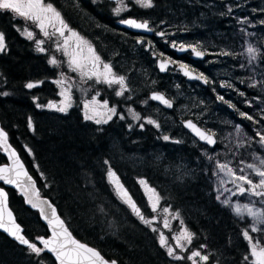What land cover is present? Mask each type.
<instances>
[{"label": "trees", "instance_id": "16d2710c", "mask_svg": "<svg viewBox=\"0 0 264 264\" xmlns=\"http://www.w3.org/2000/svg\"><path fill=\"white\" fill-rule=\"evenodd\" d=\"M47 1L66 18L71 19L68 13L74 12L79 13L80 21L90 22L88 27L94 31L88 34L92 39L103 41L106 35L104 28L120 32L112 23V7L107 0ZM152 5L145 10L134 7L133 12L138 14V18L154 21L160 26L188 27L191 29L188 34L194 36L190 45L203 47L209 43L218 52L235 40L231 30L234 19L225 12L220 1L152 0ZM0 32L4 34L6 44V50L0 55V125L34 177L41 194L56 206L78 240L118 264H191L187 256L192 251L209 257L204 264H246L244 257L249 254L250 245L243 236L245 224L236 221L228 210L220 207L212 195L204 191L205 176L199 164H194L191 159L196 154L191 145L194 139L182 128L180 121L183 118L179 114L175 122L168 120L169 113L166 117L160 115L154 119L159 127L143 121L142 129L138 126L127 129L125 123L118 120L101 126L84 122L73 109L65 115L39 109L33 102L34 98L40 104L55 98L53 84L49 82L55 76L54 71L46 64L45 58L33 50L31 43L15 30L13 22L5 14H0ZM114 35L116 37L117 33ZM233 50L234 43L229 52ZM28 83L37 86L29 89L26 87ZM180 83L188 85L182 79ZM192 86V93L183 98L176 95V102L196 112L204 102H209L204 96L211 100L216 94L210 92L207 85L205 90V86L197 82ZM222 93L225 99L229 98L225 96L227 92ZM230 105L237 110L241 107L238 100ZM139 109L144 116L149 110ZM193 117L191 111L184 116L186 119ZM165 135L170 139L164 140ZM124 148L160 159L164 157L165 170L174 168L176 164V167L191 164L192 175L177 178L171 170H161L158 176L162 178H158L149 172L131 170L134 178H139L133 188L124 181L122 170L114 162V152ZM3 163H6V158L0 149V164ZM109 169L122 177V183L145 217L150 220L157 218L155 223H151L156 228L143 223L131 207L119 199L107 181ZM140 180L146 181L159 194L155 212L149 203L150 193L146 194V189L138 182ZM5 189L9 206L22 226L23 234L30 242L43 248L36 239L46 237L48 230L38 212L28 208L15 190ZM162 219L167 221V226ZM180 228H186L193 234L191 243L183 250L176 247L172 238V232ZM161 233L183 259H174L168 255L166 247H161ZM0 264L56 262L45 250L37 256L28 247L17 244L0 232Z\"/></svg>", "mask_w": 264, "mask_h": 264}, {"label": "rangeland", "instance_id": "374dc122", "mask_svg": "<svg viewBox=\"0 0 264 264\" xmlns=\"http://www.w3.org/2000/svg\"><path fill=\"white\" fill-rule=\"evenodd\" d=\"M93 2H99L101 0H92ZM215 2L220 1L222 3L223 9L225 12L229 14L233 19L234 27H232V31L234 32L235 40L234 50L229 52V49L233 43L227 44L226 47L222 48L218 52L213 49L211 50V54L214 59L211 60V63L217 64V66L212 67V72L214 76V81L219 84H230L231 87H222L221 85L216 88H211L210 92H213L215 95L214 98L210 100L208 96L206 99L209 102H204V106L202 108L197 109L196 112L192 110H188V107L181 106L180 103L177 106V114L180 117L184 118L187 112L191 111V115L201 126H203L208 132L214 134L217 137V143L214 147H209L207 145H201L197 141L192 142V147L195 150V155L191 157L194 164H199V167L202 171L203 176H205V188L207 193L212 195L215 202L222 208H225L229 211L230 215L241 223L245 224L246 229L249 231V234L255 238V240L264 241V231L259 232H251V226L255 223L254 218L247 214L246 209H244V205H248L249 208H252L253 211L261 213L264 216V198L251 196V195H233L232 192L235 191V186L229 181L232 177L226 175L224 172H220L217 169V163H227L229 167L233 168L239 174L240 168H245V171L252 176L254 181H257L259 177L255 176L251 169H247V164H255L258 167L264 168V165H260L259 159L256 157L264 158V147H262L257 141L259 137L256 135L257 131H261L264 134V24L261 21H264V0H213ZM124 2L128 5L127 10L120 12L119 14H114V9L117 8L118 3L115 2V6L113 5V15L114 16H122L125 12H127L132 7H137L139 10H145L147 8L140 7L138 4L134 2V0H124ZM151 8V7H150ZM134 9V8H133ZM231 9V11H229ZM255 9V11H253ZM1 10V9H0ZM17 15V14H16ZM18 16V15H17ZM23 18V17H22ZM241 21H246L245 23H241ZM206 24L203 23V25ZM172 25H165L160 27H165L170 36L171 34L175 35V41L178 44L190 45L189 42H192L193 34H188L191 32V29H187L186 26H182L181 29H177L174 27H170ZM178 27V26H177ZM18 32L24 38H27L25 34V29L19 27ZM183 28V29H182ZM205 28H203L204 30ZM184 31V34L183 31ZM105 39L101 43L104 46L107 42L111 41L114 38V33L111 29H104ZM119 35H116L118 38ZM101 38V37H100ZM99 39V38H98ZM35 43V42H34ZM37 45V44H36ZM251 45L252 47L258 49L257 59L251 61L249 54L247 53V48ZM38 46V45H37ZM39 47H43L39 45ZM115 47V45H114ZM38 47H34V51L40 52L37 50ZM198 48L203 50V47L200 45ZM133 51V49L131 48ZM137 54V51L134 50ZM222 52H227L229 55H222ZM112 55H116L114 51L107 52ZM55 56H50L51 58H55ZM129 61H132L133 66V74L130 75V71H128V84L129 93L128 104L126 105L124 112V104L123 108L119 106L111 105L109 100L104 98L100 99L99 97L102 95L100 91L92 90L89 87H85L83 79L80 80V83L77 85L76 83H70V88L75 87L80 95V97L85 98L89 91H91L92 99L95 101L90 103L84 101L82 107V115L85 117L87 113L90 116H93L92 122L96 125H104L106 123L97 124L95 122L96 119L107 120L108 115H111L112 118L107 120H114L113 117L122 120L120 122H124L127 129H132L134 126H138L142 129L141 125L143 121H147L149 119L154 120L158 115L155 113H148L143 116L138 108L131 105V101L133 99L137 100V103L141 105L146 102V100L138 101L136 98L138 96V92L133 90V85L137 81V68L135 65V61H138L139 55H129ZM56 59V58H55ZM57 60V59H56ZM58 61V60H57ZM58 64V63H57ZM56 64V65H57ZM52 66H55L51 64ZM244 65V67H241ZM200 72V71H199ZM116 74V73H115ZM118 74V73H117ZM120 75V74H119ZM148 74H145V78ZM124 76V75H123ZM231 78V79H227ZM175 89L177 91L178 97H185L189 93H192L193 87L184 86L180 83L178 78L175 79ZM150 86L154 85V82H149ZM255 84V87L251 85ZM105 85V84H103ZM114 86V96L113 102L115 99L120 98V96L116 95V91L120 90V86L118 84H113ZM109 86V85H108ZM112 87V86H109ZM147 87V83L143 84V88ZM223 91L227 92L229 98L225 99L223 96ZM243 93L244 95H240ZM56 95L57 98H49V102L47 104L40 105L38 107L36 98L33 99V102L36 104V107L42 110L48 109V105L51 102L56 105V108L62 106V101H64V97L61 95V89L59 88ZM219 97H223V100L218 99ZM217 98V99H216ZM97 99V101H96ZM150 99V98H149ZM239 101L241 107L235 109L233 106H230V103L233 101ZM107 101V107H104V103ZM151 101V100H150ZM71 104V107L74 105L75 100L68 101ZM93 105L92 109H86L85 104ZM185 104V103H183ZM148 104L143 105L144 109L148 108ZM243 105V106H242ZM69 107L67 111L71 108ZM115 108L116 114H112L108 112L109 108ZM242 107H245L242 108ZM56 108H54L56 110ZM129 109L132 111L130 112ZM57 111V110H56ZM60 112V113H67ZM155 112L157 109L155 108ZM187 111L185 114L183 112ZM133 112L139 114L140 119H134ZM246 113L253 117V120L258 121V123H253V120H249L244 116H241L240 113ZM151 114V115H150ZM121 116L124 118L121 119ZM153 116V117H152ZM163 116V115H162ZM174 117V116H173ZM169 121H172L171 118L168 117ZM114 121H117L116 119ZM236 126H239L241 132H237ZM135 150H129L128 148H124L121 151H115L114 153V162L119 165V168L122 170V177L124 181L130 183V185L134 188L135 184H138L136 180L138 177L134 178L131 170H136L139 173L149 172L152 177L158 176L159 171L168 172L172 171L174 175L178 178L184 177L191 173L192 175V167L189 165H179V167L175 165L174 168L168 170L163 169L166 163L163 162V158L161 159L157 156H148L142 152H138ZM211 157V159H209ZM164 164V165H163ZM166 166V165H165ZM157 168V169H156ZM109 172V171H108ZM112 172H114L112 170ZM159 172V173H158ZM214 173H216L214 175ZM116 175V174H115ZM172 175V174H171ZM118 176V175H117ZM189 176V175H188ZM119 177V176H118ZM121 176L119 180L121 181ZM162 178V176H158V178ZM107 181L112 186V181L110 180L107 174ZM183 181V180H181ZM223 181V182H222ZM122 182V181H121ZM247 187V185H245ZM113 188V187H112ZM151 195V194H150ZM219 196V199L217 197ZM120 199V198H119ZM154 199V198H153ZM121 200V199H120ZM122 201V200H121ZM228 201L227 204L224 202ZM123 202V201H122ZM126 204V203H125ZM127 205V204H126ZM128 206V205H127ZM129 207V206H128ZM240 208V215H237L236 208ZM134 213V212H133ZM135 215V214H134ZM165 222V219H162ZM157 218L152 219V223L156 222ZM257 227H264V225H256ZM156 228L155 226H151ZM183 229L180 228L179 231L172 232L173 237H180L182 235ZM38 239V238H37ZM36 239V241H37ZM173 243L176 244V239H173ZM180 243L184 246V248L189 244L186 240L180 239ZM38 246V245H37ZM40 247V246H38ZM174 249L173 246H171ZM183 248V249H184ZM180 249V248H179ZM176 255H179L176 253ZM180 256V255H179ZM189 256V255H188ZM197 264H204L205 261H201L199 257L194 258ZM191 264L192 261L188 260Z\"/></svg>", "mask_w": 264, "mask_h": 264}, {"label": "snow or ice", "instance_id": "6c2138e0", "mask_svg": "<svg viewBox=\"0 0 264 264\" xmlns=\"http://www.w3.org/2000/svg\"><path fill=\"white\" fill-rule=\"evenodd\" d=\"M134 2L140 7L144 8H150L153 6L152 0H134ZM117 3L118 6L116 9H114V14H119L120 12L127 10L128 5L124 2V0H117ZM0 9L11 10L15 12L19 17H23L26 20H31L41 30L45 37H49L50 35H54L57 33L61 37H65V30H67L69 32V36L65 37L63 45H58L57 48L59 50L60 47H63L64 55L69 57L68 64L71 71L78 72L82 78H95L97 83H105L109 86L113 84H118L120 86V90L116 91L117 96L123 95L124 92L128 90L125 84L126 78L124 76L116 75L112 70L111 64L102 61L101 57L96 53L95 49L92 48L89 42L84 40L82 37L79 36L78 33L69 28V26L65 23L64 19L61 17L60 12L57 11L53 4L46 2V0H0ZM229 11H231V9H229ZM253 11H255V9ZM120 22L136 29L152 31V29L149 28V24L147 21L137 22L135 19H122ZM245 22L246 21H241V23ZM261 23L264 24V21H261ZM49 27H52L54 30L51 34L47 31ZM24 31L27 38L33 39V32L28 31L27 29H25ZM157 35L164 36L165 33L160 32L157 33ZM72 38H75L76 40V49L78 51L74 50L72 52H69L68 50L69 40ZM35 43L38 45V51H45L44 48L39 47V45L43 44L44 41L35 40ZM81 45L87 46V50L89 53L88 56L85 57L80 55V53L83 51ZM172 46L174 48H177L178 51H186L190 48L191 52L197 57H203L205 54L203 51L198 50V45H177L176 42L173 41ZM5 50V36L2 32H0V52H3ZM258 51V49L249 45V47L247 48V53L251 58L250 62L257 59ZM221 54L229 55V53L227 52H222ZM49 63L56 65L58 61L55 58H51L49 60ZM169 63H175V61H171L167 58L161 60L159 63L160 70L165 71ZM241 67H244V65H241ZM180 68L184 71V75L188 76L190 79H203L204 82H207V78L204 77L202 74L193 75L190 71H188L187 65L180 64ZM56 83L63 85L65 81L63 78H61L59 81H56ZM36 86L37 84L34 83H28L26 85V87L29 89L34 88ZM221 86L231 87L230 84H222ZM251 86L255 87V84H252ZM3 95H7V93H3ZM61 95L65 96L64 101H62V106L56 108V105L50 102L48 107L56 108V110L60 112H66L67 109L71 107V104L68 102L70 100V97L67 96L65 92H62ZM240 95L244 94L240 93ZM151 99L158 100L168 107L172 106L171 102L167 100L162 94L154 93L151 96ZM218 99L223 100V97L218 96ZM93 102L95 101L93 100ZM37 106L40 107V105ZM88 107L89 105L85 104V108L87 109ZM104 107H107V101H105ZM129 111L131 112L132 110L129 109ZM108 112L116 114V109L114 107L109 108ZM240 115L246 117L249 120H253V117L247 115L246 113L241 112ZM133 117L137 120L140 119L139 114L134 112ZM84 118L86 120H90L93 119V116H90L86 113ZM111 118L112 116L108 115L107 120H110ZM123 118L124 117L121 116V119ZM107 120L102 121L101 119H96L95 122L97 124H100L102 122L107 123ZM147 123L154 124L156 127H159V125L151 119L147 120ZM253 123H258V121L253 120ZM185 126L190 128L201 140L206 141L208 144L211 145L216 143V141L213 139L214 134H208L207 132L202 131L192 121H186ZM29 127H32L31 119H29ZM141 127H143V125H141ZM236 130L238 133L241 132L239 126H236ZM256 135L259 137V140L257 142L262 147H264V134H262L261 131H257ZM163 139L167 141L170 138L165 135ZM7 142V133L3 129H0V145H4L6 151L8 150ZM11 156L15 157L16 153L14 151L11 152ZM209 159H211V157H209ZM256 159H259L260 165H264V158L256 157ZM246 168L251 169L254 175L259 177V179L257 181H254L252 179V176L245 171V168H240L238 174L236 171L233 170V168L229 167L227 163H217V169L220 172H224L226 175L232 177L229 182L235 186L236 190L232 192L234 196H243L247 194L264 198V168L258 167L255 164H247ZM18 169H23V164H21L18 159L14 162L12 168L0 167V180L4 181V183L6 184H17L18 179H14L11 175H9V173H15V176L18 178L21 175V172L18 171ZM215 174L216 173H214V175ZM23 175L28 176V173L23 172ZM108 176L111 180V178L115 177V173L112 172L111 169H109ZM28 179L31 180V177L28 176ZM115 183L117 185L118 194L122 193V197H127L125 202L129 204L134 214L139 217L143 223L151 226L152 220L145 217L141 208L137 206L136 202H134L132 198L128 195L127 190L123 189V185L119 184L118 178H116ZM139 183L145 187L146 194H151L148 195V199L152 211L155 212L160 200L159 194L156 193V190L150 187L146 181L140 180ZM245 185H247V187H245ZM31 187L32 186L30 185L29 187H26L24 189L26 196L29 195V190ZM31 194L38 196V193H36L34 189H32ZM153 198H155V202H153ZM217 199H219V196L217 197ZM29 202L32 203L33 207L39 206L37 203H34L31 200H29ZM0 203H2L5 207L7 206V194L2 188H0ZM42 203H46V201ZM224 203L227 204L228 201H225ZM49 207L52 206L49 205ZM243 207L244 209H246L247 214L253 217L255 221V223L251 226V232L264 231V227L256 226L257 224L264 225V216H262L259 212L253 211V209L249 208L248 205H244ZM40 211L42 215H45L43 208H40ZM164 211L167 212L168 209L165 208ZM236 213L237 215H240L239 207L236 208ZM8 215L11 216V213L9 212ZM49 224L52 227V236L49 238H38L40 243L43 245V248H41L38 247L36 243L30 242L22 234H20L19 225H16L13 222L11 228L6 227L3 223V215L2 213H0V228H4L5 231H8L9 234L14 236L21 244L27 245V247L31 249V251L37 256H39L42 251L47 250L55 255L58 264H117L115 260H105L96 249L88 247L86 244L80 243L78 240L73 238L68 229L64 227V222L60 220V218L56 215L55 208H52V218L49 219ZM165 226H167V221H165ZM155 230L156 229H153V231ZM192 236L193 234L191 232H189L187 229H183L182 235L180 237H173V239H176L177 241L176 247L183 250L184 246L180 243V239H184L190 244L192 241ZM243 236L250 245L249 254L244 257L246 264H264V241L255 240V238L249 234V231L247 229L244 230ZM159 243L161 247L167 248L169 256L173 257L176 260L184 258L179 255H176L173 248L168 244L167 239L162 233L160 235ZM201 247L204 246L201 245ZM195 257H199L201 261L205 262L209 259L207 255H201L199 251H192L191 254L187 256V259L192 261V264H197L196 260L194 259Z\"/></svg>", "mask_w": 264, "mask_h": 264}, {"label": "flooded vegetation", "instance_id": "af4514ba", "mask_svg": "<svg viewBox=\"0 0 264 264\" xmlns=\"http://www.w3.org/2000/svg\"><path fill=\"white\" fill-rule=\"evenodd\" d=\"M46 2L48 1L46 0ZM108 2L111 3V7L113 9V5L115 4V2H111V1H108ZM48 3H51V2H48ZM53 6L56 8L54 4ZM133 8L134 7L130 8L127 12H125L122 16H119V17L114 16L113 10H112V13H111V17H113L111 18L112 23L120 31L118 32L114 30L113 33L114 34L117 33L119 37L116 38L114 36V38L111 41L107 42L104 46L99 40L97 41V38L92 39L89 37L90 34L88 33H91L94 30L88 27L90 22L85 23L84 21H80L79 13H74V12H71L72 14L68 13V15L71 17V19H69L65 17L63 12H61L60 10L56 8L57 11L60 12L61 17L64 19L65 23L69 26V28L75 31L76 33H78L79 36L82 37L84 40L88 41L89 44L92 46V48L95 49L96 53L101 57V60L104 61L105 63L111 64L112 70L114 73H116V75L118 76L124 75V77L126 78L125 84L128 90L125 91L124 94L120 96L119 100L115 99V102H113L115 85H111L112 87H109L108 84L97 83L95 78L93 79L82 78L78 72L70 70V67L68 64L69 57L64 55L63 47H60L59 50L57 48L58 45L62 46L64 43V38L69 36V32L67 30H65V37H61L58 33L54 35H50L49 37H45L44 34L41 32V30L31 20H26L22 17H19L16 15L15 12L11 10L1 9L0 14H5L11 19V21L13 22L15 26V30L18 31L20 29L19 27H21L23 29H27L28 31L33 32L34 34L33 39L25 38L31 43L33 50H34V47H38L36 43H34L35 40L44 41V43L41 45L43 46L42 48H44L45 51L43 52L35 51V52L42 55L46 60V64L49 65L50 68L54 71L53 75L55 76L49 79V82L53 84V89L55 91V97L56 98L57 96L59 97V95H56V94L60 88L61 93L65 92V94L69 96L71 100H75L74 105L69 109V111H67V113L73 109L78 113V115L84 122L95 124L94 122H92V119L86 120L81 113L84 101L91 103L93 100L91 98L92 97L91 91H89L88 95L85 98H82L80 97L75 87L70 88V83H73V84L76 83L78 85L81 79H83L85 87L87 86L91 88L92 90L94 89L102 93V95L99 97V100L106 98L109 100V103L111 105L116 104L120 108H123V104H124V112H125L126 105L129 103L128 102L129 93L131 92V90H129L128 88V84L130 83L128 81L127 73L128 71H130V75L134 73L133 66H132L134 64L132 61H129L128 56L129 55H134V56L139 55L138 61H135V65L137 68V73H139L140 75H137V81L133 85L134 87L133 90L138 92V96L136 97L138 101L143 102L144 100H146V102L141 105L140 103H137L136 99H133L131 101L132 103L131 105H133L134 107L138 108V110H140L139 108H143L144 107L143 105L148 104L149 106L148 105L147 106L149 110L146 113V115L148 113H155L156 115L159 114L156 118H153V119H157L160 115H163V117H166V113H169L168 117L171 118L175 122L176 118H178V114L176 112L178 105L176 102L177 91L175 89V82H176L175 79L178 78L179 80L180 79L185 80V78L180 75L176 67L180 64H185L192 71L197 72L200 75L202 74L204 77H206L207 82L205 83V85H202L203 87L205 86L204 90L206 89V85L207 87L209 86L210 88L217 89V87L220 86L221 83L217 84L214 81V76L212 75L213 74L212 67L217 66V64L211 63V60L214 59L213 55L211 54V50L215 48H213V46H209L212 44H209V43H207L208 45L205 44L203 46V50H200L205 53L204 54L205 58L203 60H199V59L193 60L191 58L190 52H187L182 55H177L175 49L170 47L172 45V42L175 41V35L171 34L170 36H168L167 35L169 34L168 30L165 27H160V25L156 24L154 21L146 20L143 18H138V14L133 12ZM126 18H134L140 21H147L149 24V28L152 29V34L150 35L135 34L133 32H129L125 30L124 28H120L117 25V21L122 20V19L124 20ZM81 24H84V26H82ZM47 31L51 34L53 33L54 30L52 27H49ZM160 32L165 33V35L157 36V33H160ZM176 44L180 45L178 43ZM81 47L83 48V51L80 53V55L85 56V57L88 56L89 53L87 50V46L81 45ZM146 47H148V49ZM131 48L133 49V51L131 50ZM68 50L69 52L77 50L75 38H72L69 40ZM110 50L114 51L116 55L107 53ZM134 50L137 51V54ZM1 54L2 52H0V55ZM55 55H56L55 58L58 60V64L55 66H52L49 63L50 56H55ZM166 58L170 59L171 61H175V63H170L167 68L166 73L162 74L157 69L156 62L158 59L164 60ZM145 74H148L146 78L144 77ZM61 78H63L65 81L63 85L56 83V81H59ZM227 79H231V78H227ZM152 81L154 82V85L151 87L149 82H152ZM145 82L147 83V87L143 88V84ZM185 82L188 84L187 85L188 87L190 86L193 87L192 83L194 82L191 83V82H187L186 80ZM216 85L217 87H214ZM151 92H161L162 94H164V96L172 102V107L169 109L163 108L159 106L157 103L150 101L149 95ZM207 92H209V90H207ZM206 96H204L205 99H206ZM63 97L65 98V96ZM48 102L49 101L47 100L44 104H47ZM37 104L43 105L38 102ZM88 105L89 107L87 109H92L93 105L91 104H88ZM155 108L157 109L156 112L154 111ZM150 109H153V111ZM46 110H49L50 112H56L59 114H63V115L67 114V113L57 112L53 107H49ZM141 113L143 114V112ZM113 119L122 121L116 117H113ZM183 119L186 120V118H183ZM183 119L180 121L181 123L183 122ZM188 119H191V118H188ZM192 120L201 126V124L195 121V119H192Z\"/></svg>", "mask_w": 264, "mask_h": 264}, {"label": "water", "instance_id": "95a60500", "mask_svg": "<svg viewBox=\"0 0 264 264\" xmlns=\"http://www.w3.org/2000/svg\"><path fill=\"white\" fill-rule=\"evenodd\" d=\"M111 1H115V0H111ZM127 19H134V18H126L124 20H127ZM136 20V19H135ZM121 20L117 21V25L120 27V28H124L125 30L129 31V32H133L135 34H141V35H150L152 34V31H147V30H143V29H136V28H133V27H130L128 25H125L123 23L120 22ZM137 22H143V21H140V20H136ZM157 36H160V35H157ZM171 48L175 49L176 51V54L177 55H182V54H185L187 52H190L191 53V58L193 60L195 59H199V60H203L205 58V55L203 57H197L195 56L192 52H191V49L189 48L188 50L186 51H178L177 48H174L172 45L170 46ZM148 49V47H146ZM154 56V55H153ZM161 59H158L157 62H156V66H157V69L159 70L160 73L164 74L166 73L167 69L165 71H161L160 70V67H159V63H160ZM170 64V63H169ZM168 64V66H169ZM167 66V68H168ZM177 70L179 71L180 75L182 77L185 78V80L187 82H199L201 83L202 85H205L206 82H204L203 79H190L188 76H185L184 75V71L180 68V65H178L177 67ZM188 71H190L193 75H199L198 73L192 71L191 69L188 68ZM156 93V94H162L161 92H151L149 97H150V100L157 103L159 106L163 107V108H171V107H168L166 106L165 104L161 103L160 101L158 100H153L151 99V96ZM164 96V94H162ZM165 97V96H164ZM166 98V97H165ZM167 100H169L168 98H166ZM170 101V100H169ZM171 102V101H170ZM171 105H172V102H171ZM186 121H192L199 129H201L202 131H205L207 132L208 134H212V133H209L208 131H206L205 129H203L202 127H200L196 122H194L192 119H186L182 122V127L193 137L195 138L199 143L201 144H204V145H207L209 147H214L217 143V138L215 137V135H213V139L216 141V143L214 144H208L206 141L204 140H201L190 128L186 127L185 126V122ZM0 129H3L0 125ZM4 130V129H3ZM8 137V135H7ZM0 149H1V153L5 156L6 158V163H3V164H0V167H7V168H12L13 165H14V162L18 159L19 162L21 164H23V169H18V171L21 172V175L17 178L15 176V173H9V175H11L14 179H18V183L17 184H6L4 183V181L0 180V188H2L4 190V192L7 194V206L5 207L2 203H0V213H2L3 215V223L5 224L6 227H9L11 228L12 226V223L14 222L16 225H19L20 227V234H22L24 237L25 235L23 234V229H22V226L16 221V218H15V215L12 211V209L10 208L9 206V201H8V192L6 191L5 188H11L13 190H15L22 198H23V201L25 203V205L32 209V210H35L38 212V215H39V218L41 220V222L46 226L47 230H48V235L46 237L44 236H40V237H44V238H49L52 236V227L50 226L49 224V219L52 218V208H55L56 210V215L60 218V220H62L64 222V220L62 219V217L60 216V214L58 213L57 211V208L56 206L51 202V200L42 195L37 184H36V181L34 179V177L29 173L26 165L24 164V162L22 161V159L20 158L17 150L10 144L9 140L7 142V151L5 150V146L4 145H0ZM15 152L16 153V156L13 157L11 156V152ZM23 172H27L28 173V176L31 177V180L28 179V176H24L23 175ZM116 178H118V181H119V184L120 185H123V189L127 190L128 192V195L132 198V200L134 201L133 197L131 196L130 192L128 191V189L124 186V184L119 180V177L117 175H115L114 178H111V181H112V186L116 192V194L118 195V197L123 201L125 202L127 197H122V193L118 194L117 192V185L115 183V180ZM32 186L29 190V195L26 196L25 195V192H24V189L26 187H29V186ZM32 189H34V191L36 193H38V196L37 195H33L31 194L32 193ZM29 200H31L32 202L34 203H37L39 206L38 207H33L32 206V203L29 202ZM46 201V203H42ZM126 203V202H125ZM128 204V203H127ZM49 205H51L52 207H49ZM129 205V204H128ZM40 208H43L44 209V212H45V215H42L41 214V211H40ZM11 213V216L8 215V213ZM64 227H66L68 229V227L66 226L65 222H64ZM68 231L71 233L72 237L75 238L76 240H78L74 235L73 233L68 229ZM0 232L5 234L7 237H9L11 240H13L14 242H16L17 244L21 245V246H24V247H27V245H24V244H21L14 236L10 235L8 231H5L4 228H0ZM26 238V237H25ZM27 239V238H26ZM80 243H84V242H81L80 240H78ZM37 243L40 244L42 247L43 245L40 243L39 239H37ZM86 244V243H84ZM88 247H91V248H94L88 244H86ZM96 249V248H94ZM97 250V249H96ZM49 255L52 256V258L54 259V261L56 262V264H58V261L56 260V257L55 255L52 253V252H49L47 250H45ZM98 251V250H97ZM99 252V251H98ZM100 253V252H99ZM100 255L103 257V255L100 253ZM105 260H107L105 257H103ZM107 261H112V260H107ZM118 264V263H117Z\"/></svg>", "mask_w": 264, "mask_h": 264}]
</instances>
